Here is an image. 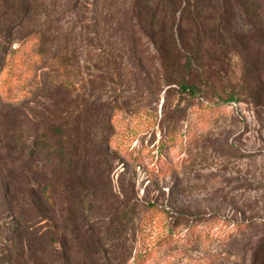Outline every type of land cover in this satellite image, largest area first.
<instances>
[{"label":"rangeland","instance_id":"374dc122","mask_svg":"<svg viewBox=\"0 0 264 264\" xmlns=\"http://www.w3.org/2000/svg\"><path fill=\"white\" fill-rule=\"evenodd\" d=\"M251 1L252 11H235L231 31L202 53L190 93L166 82L140 32L137 0H0L19 20L3 35L10 52L27 44L0 74L3 177L28 190L45 182L39 172L53 171L51 150L30 152L47 116L69 115L94 133L102 115L113 113V128L98 137L110 136L111 148L93 149L84 183L97 196L94 223L123 214L127 201L137 219L148 204L169 214H152L142 243L129 237L126 248L114 234L123 250L104 252L103 264H131L141 245L142 264H264V0ZM203 9L206 25L217 26L212 6ZM168 134L175 140L160 149ZM61 189L55 203L66 216ZM81 230L68 228L78 240ZM82 245L67 248L70 264L91 263Z\"/></svg>","mask_w":264,"mask_h":264},{"label":"trees","instance_id":"16d2710c","mask_svg":"<svg viewBox=\"0 0 264 264\" xmlns=\"http://www.w3.org/2000/svg\"><path fill=\"white\" fill-rule=\"evenodd\" d=\"M204 4L212 6L219 22L217 26L206 25L208 19L202 16ZM252 5L251 0H137L140 32L150 39L155 48L166 82L173 84L176 81L185 92L194 93L198 86L190 76L202 64V53L206 49L214 51L215 43L221 38L220 33L231 31L229 21L235 11L249 13ZM16 18V15H10L7 9L0 7V74L11 71L12 64H7L8 61L18 54V49L27 45L23 41L18 49L10 52L12 42L3 36L10 32V22L14 25L19 23ZM207 34L210 37L206 41ZM228 38L232 39L230 35ZM36 54L40 60V50ZM18 60L22 69L27 63L21 56ZM68 116H47L40 124L43 135L31 145V155H36L39 150H51L56 163L51 172L38 171L40 176L43 174L45 182H38L36 187L30 186L28 190L18 187L14 180L16 177L10 180L3 177L2 137L7 128L0 119V264H55L56 259L60 260V264H70L73 258L67 248L74 247V244H83L84 257L90 260V264H103L104 252L114 254L123 250L114 243V234L126 240V248L129 237L142 243L144 229L151 223L152 214H169V210L159 204H148L137 219L133 206L127 201L122 208L123 214L119 209L111 211L106 221L95 224L97 196L95 190L85 188L84 183L91 180L88 168L94 161L91 156L93 149L111 148L110 136L103 140H98V137L106 134L107 128H113V113L102 115L101 127L94 133L85 131L80 121L73 122ZM175 138L174 134L166 135V142L160 149ZM50 162L52 159H49ZM58 188H62L67 197L66 216L59 215L57 211L55 195ZM61 221L64 222L62 228L59 226ZM76 224L82 226V240L74 237V231H68ZM92 225L97 227V233L90 228ZM177 226L179 224L174 222L168 227L171 236ZM179 229H183V225ZM193 229L186 230L188 238ZM198 236L207 238V233ZM135 251L131 264H142L147 254L144 246L137 247Z\"/></svg>","mask_w":264,"mask_h":264}]
</instances>
